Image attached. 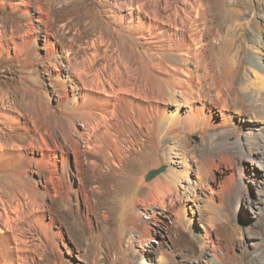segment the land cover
I'll list each match as a JSON object with an SVG mask.
<instances>
[{
  "label": "bare ground",
  "instance_id": "6f19581e",
  "mask_svg": "<svg viewBox=\"0 0 264 264\" xmlns=\"http://www.w3.org/2000/svg\"><path fill=\"white\" fill-rule=\"evenodd\" d=\"M113 1L106 19L113 28L111 36L100 30L82 51L47 37L50 51L64 52L67 61L62 68L52 67L63 87L59 106L70 130L62 120L44 126L0 107V119L5 123L0 129L13 131L12 125H17L25 134L12 144L0 142V159L26 158L48 170L47 191L39 192L41 198L51 193L69 201L76 192L78 199L82 194L87 200V169L103 174L115 171L116 176L141 170L136 166L148 144H154L158 153L164 142L177 143L183 133L198 132L208 135L209 147L216 145L196 167L194 191L201 187L212 198L229 181H240L246 188L258 181L264 189V55L249 53L247 71L236 88L231 74L219 81L205 56L209 43L205 41L206 13L201 1ZM38 18H43L41 12ZM124 36L129 41L126 47L121 42ZM260 37L255 31L251 44L257 45ZM230 90L232 100L227 95ZM235 102L240 103L238 108ZM232 136L234 141L229 142ZM223 139L225 143L220 144ZM233 152L242 168L234 166ZM186 153L178 146H168L169 159L184 168V177L193 166L187 168L177 159ZM133 164L135 169L129 170ZM71 174L78 178L76 190L68 179ZM208 178L212 184L207 183ZM169 182L167 176H161L149 187L158 191L169 187ZM39 196L0 191V264H35L29 249L34 230L56 252L55 238L64 242L63 222L39 202ZM214 258L219 262L216 255Z\"/></svg>",
  "mask_w": 264,
  "mask_h": 264
},
{
  "label": "rangeland",
  "instance_id": "374dc122",
  "mask_svg": "<svg viewBox=\"0 0 264 264\" xmlns=\"http://www.w3.org/2000/svg\"><path fill=\"white\" fill-rule=\"evenodd\" d=\"M199 1L206 13L204 35L209 45L205 56L219 81L231 74L239 88L249 53L264 55V0ZM113 6V0H0V107L44 126L52 127L51 123L62 120L70 130L59 106L63 87L52 67L56 64L62 68L67 61L64 52L50 51L47 37L82 51L100 30L112 35L113 28L106 19ZM39 12L43 20H39ZM255 31L261 40L254 46L251 37ZM121 42L124 47L129 44L126 36ZM65 76L62 71L61 77ZM232 92H227L230 100ZM235 103L238 108L240 103ZM0 121L3 127L5 123ZM12 128L0 129V142L12 144L23 139L22 128ZM202 135L185 132L177 143L161 144L158 153L154 144H148L136 166L141 170L122 171L116 176L115 171L103 174L87 169V200L82 194L78 199L76 192L70 194L69 201L51 193L41 198L39 192L47 191L49 171L26 158H1L0 191L12 195L38 193L39 202L49 206L64 224V242L55 238L57 252L33 231L29 249L36 257L35 264H264V189L258 181L249 188L240 181H229L212 198H207L201 187L194 191L196 167L205 162L206 151L216 145L209 147L208 135ZM229 140L233 142L234 136ZM169 145L186 150L184 157L177 159L187 168L193 166L185 177L184 168L169 159ZM233 159L234 166L242 168L235 153ZM71 165L75 167L74 160ZM164 165L165 172L146 181L149 171ZM134 169L133 164L129 170ZM161 176L169 179L168 189L151 190L149 186ZM68 179L76 190L78 178L71 174ZM207 183L212 184L210 178Z\"/></svg>",
  "mask_w": 264,
  "mask_h": 264
},
{
  "label": "water",
  "instance_id": "95a60500",
  "mask_svg": "<svg viewBox=\"0 0 264 264\" xmlns=\"http://www.w3.org/2000/svg\"><path fill=\"white\" fill-rule=\"evenodd\" d=\"M166 170H167V166L164 165L160 167L159 169H154V170L149 171L148 174L146 175V181H151L152 179H154L161 173L165 172Z\"/></svg>",
  "mask_w": 264,
  "mask_h": 264
}]
</instances>
